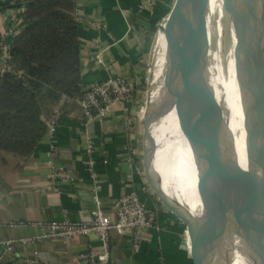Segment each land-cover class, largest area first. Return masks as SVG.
I'll return each instance as SVG.
<instances>
[{
	"label": "crops",
	"instance_id": "crops-1",
	"mask_svg": "<svg viewBox=\"0 0 264 264\" xmlns=\"http://www.w3.org/2000/svg\"><path fill=\"white\" fill-rule=\"evenodd\" d=\"M144 1L77 0V13L83 19L79 37L85 85L123 75L134 81L135 91L131 99L115 102L104 118L60 117L53 128H48L29 161L21 165L17 157L8 154V163L0 164V222L4 224L0 227V239L12 241L10 246L0 245V264H87L79 257L80 253L88 250L101 253V243L95 234L36 238L45 229L35 222L65 218L88 221L98 207L88 169L87 136L94 143L102 209L114 219L115 201L124 193L137 190L143 202L157 210L154 225L142 231L138 247L130 234L111 231V264H194L186 226L163 207L139 159L138 116L143 112L140 92L148 82L154 30L160 24L159 5L163 4V0H155L153 10L141 9ZM21 12L22 8L0 12V36L9 42L13 36L9 31L18 25ZM94 22H100L101 26ZM163 34L160 30L155 48L164 46ZM97 47L103 64L92 59ZM210 48L207 45L216 61V52ZM162 77L159 67L156 85H163ZM211 83L215 89L217 84L214 80ZM157 87L154 96L162 88ZM154 132L159 142L157 166L167 177L165 188L195 213L191 195L195 184L193 158L198 153L185 136L175 109L154 125ZM196 159L198 165V155ZM53 165L63 167L65 173L54 184L50 180ZM12 221L23 223L11 226Z\"/></svg>",
	"mask_w": 264,
	"mask_h": 264
},
{
	"label": "water",
	"instance_id": "water-1",
	"mask_svg": "<svg viewBox=\"0 0 264 264\" xmlns=\"http://www.w3.org/2000/svg\"><path fill=\"white\" fill-rule=\"evenodd\" d=\"M233 2L226 0L225 8L233 16L243 82L250 93L255 77L256 49L245 26L239 24L240 16ZM207 5L208 0H175L164 25H158L164 33V46L155 48L150 63L139 159L163 207L186 225L194 264H228L229 250L222 248L226 225L212 216L194 214L175 194L167 191L164 186L167 177L157 166L159 142L154 125L175 109L185 136L204 154L208 177L219 185L228 217L234 222L233 231L246 238L258 263L264 264V215L259 217V212L264 210V180L259 179L258 169L241 168L225 149L224 113L207 76ZM159 67L164 93L154 98ZM262 102V91L258 89L249 105L254 140L251 149L258 165L264 131L258 120L262 119Z\"/></svg>",
	"mask_w": 264,
	"mask_h": 264
},
{
	"label": "trees",
	"instance_id": "trees-1",
	"mask_svg": "<svg viewBox=\"0 0 264 264\" xmlns=\"http://www.w3.org/2000/svg\"><path fill=\"white\" fill-rule=\"evenodd\" d=\"M7 8H22L9 42L10 64L20 76L0 68V164L11 154L23 165L56 113L86 119L80 104L85 87L81 23L77 0L0 2V12Z\"/></svg>",
	"mask_w": 264,
	"mask_h": 264
},
{
	"label": "bare ground",
	"instance_id": "bare-ground-1",
	"mask_svg": "<svg viewBox=\"0 0 264 264\" xmlns=\"http://www.w3.org/2000/svg\"><path fill=\"white\" fill-rule=\"evenodd\" d=\"M226 0H208V11L210 16L214 15L219 29L213 30V23L206 16V32L207 41L218 47L224 54H226L233 63V73L227 75L226 72L220 68L216 61H214L207 51V76L210 84L214 80L215 83L233 99L240 107L241 128L239 131L236 146L227 141V129L224 135L225 149L229 157L233 159L241 168L252 171H259V179L264 180V131L261 145V154L259 158V165L255 160L252 151V115L249 105L253 98H255V91L261 89L263 95L262 102V119L259 124L264 127V0H234V9L240 16L239 24L245 26L247 35L253 44L256 54V62L254 69V80L251 87V92L248 93L243 82V73L241 69V55L239 52L238 38L236 36L235 26L231 23L228 11L225 8ZM248 27V28H247ZM234 36V37H233ZM157 90L162 86L158 94L154 98H158L164 93L163 85H156ZM259 124L258 127H259ZM254 144V143H253ZM199 162V170L204 183V188L207 189L206 206L202 215H208L218 220L225 211L226 205L219 194V185L212 178L208 177V163L204 158L202 150L196 149ZM196 214V213H194ZM264 215V210L259 212V217ZM197 215V214H196ZM200 216V215H198ZM227 227V233L223 240V247L228 248V264H260L258 258L254 255L246 238L241 237L234 232V222L229 219L228 214L220 222ZM229 227V228H228ZM203 262V260H202Z\"/></svg>",
	"mask_w": 264,
	"mask_h": 264
},
{
	"label": "built area",
	"instance_id": "built-area-1",
	"mask_svg": "<svg viewBox=\"0 0 264 264\" xmlns=\"http://www.w3.org/2000/svg\"><path fill=\"white\" fill-rule=\"evenodd\" d=\"M155 0H145L140 4L141 9L151 10ZM80 23L82 18L79 17ZM101 26L100 22H94ZM13 35L15 28L10 31ZM96 62L103 64L104 59L101 56V50L97 51L92 57ZM0 68L2 71H13L20 76V72L14 70L10 64V43L0 36ZM150 72V67L148 68ZM135 91L134 81L130 77L123 75H114L103 81L89 83L84 87V94L80 101L84 114L88 120L106 117L115 102L127 101L131 99ZM60 118L56 113L49 121L48 127L53 128ZM86 152L89 156L88 169L93 177V197L98 207L92 212V218L88 221H72L68 218L62 220L38 221L36 225L45 229L39 234L37 239H51L55 237H71L78 235L98 236L102 251L100 254L94 250H88L80 253L79 257L87 264H111L110 234L112 230H118L122 233L131 235L135 247L139 246L142 239V231L152 227L157 218L155 209L148 207L142 200L137 190H131L121 195L114 203L115 218L107 214L101 207V199L98 193L99 176L95 171L94 143L90 136H87ZM64 169L61 166L53 165L50 175L51 182L57 183L58 179L63 177ZM65 174V173H64ZM23 221H12L11 226H17ZM4 224L0 222V227ZM22 241L32 239H21ZM11 240L0 239V245L10 246Z\"/></svg>",
	"mask_w": 264,
	"mask_h": 264
},
{
	"label": "rangeland",
	"instance_id": "rangeland-1",
	"mask_svg": "<svg viewBox=\"0 0 264 264\" xmlns=\"http://www.w3.org/2000/svg\"><path fill=\"white\" fill-rule=\"evenodd\" d=\"M175 0H163V4L159 5L160 10L161 11V16L159 19V23H162L165 21L166 17L168 16L173 4H174ZM155 8V5L153 6V9ZM152 9V10H153ZM228 15L230 17L231 23L233 24V16L230 12H228ZM206 16L210 19V21L213 23L212 28L213 30L217 31L219 29L218 23L216 21V19L214 18V15L210 16L209 11H208V7L206 9ZM234 25V24H233ZM160 33V29L159 27H156V29L154 30V44H153V51H152V55H151V59L155 53V45L157 42V37L158 34ZM236 33V32H235ZM236 36L238 38V35L236 33ZM234 37V36H233ZM207 45H209L212 49L216 52V62L218 64V66L222 69H224L228 74L233 72V63L230 60V58L224 54L218 47L214 46L213 44H211L210 42L207 41ZM148 72V69H147ZM147 76H149V72L147 73ZM217 99L221 104V107L223 109V113H224V127L225 129H227V141L229 143L233 144V149L236 146V142L238 139V135H239V131L241 128V118H240V107L239 105L233 100L231 99L227 94H225V92L218 86L215 85V89H214ZM140 107L141 109L144 110L145 104L148 100V83L146 85V87L144 88L143 92H140ZM138 129L137 131L139 132L140 136L142 135L143 132V112L140 111L139 116H138ZM198 154L195 155V157L193 158V166H194V170H193V178H194V186L192 188V201H193V210L195 213H197L198 215H202L203 211L205 209V204H206V200H207V189L204 188V183L202 180V177L200 175L199 172V168L197 165V157ZM162 204V203H161ZM226 211L224 213V215L218 219L219 222H221L225 216L227 215V207L225 208ZM185 225V224H184ZM186 226V225H185Z\"/></svg>",
	"mask_w": 264,
	"mask_h": 264
}]
</instances>
